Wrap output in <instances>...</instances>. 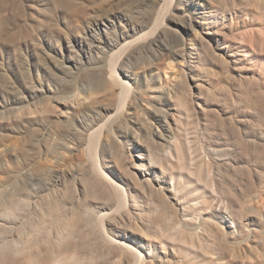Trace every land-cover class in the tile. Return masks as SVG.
<instances>
[{
	"label": "rangeland",
	"instance_id": "obj_1",
	"mask_svg": "<svg viewBox=\"0 0 264 264\" xmlns=\"http://www.w3.org/2000/svg\"><path fill=\"white\" fill-rule=\"evenodd\" d=\"M71 2L95 7L88 25L66 17ZM128 27L116 75L142 95L117 114L122 84L100 77ZM157 62L173 65L164 81L181 82L158 88ZM75 91L92 98L72 107ZM101 125L95 155L108 180L89 174L87 130ZM179 138L173 165L164 153ZM181 202L193 222L161 249V233L179 234ZM100 212L142 264H264V0H0V264L50 252L135 264L97 241Z\"/></svg>",
	"mask_w": 264,
	"mask_h": 264
},
{
	"label": "bare ground",
	"instance_id": "obj_2",
	"mask_svg": "<svg viewBox=\"0 0 264 264\" xmlns=\"http://www.w3.org/2000/svg\"><path fill=\"white\" fill-rule=\"evenodd\" d=\"M94 14H95V7L93 5L89 4V6H80L79 4L74 5L73 2H71L70 8L68 10V13L66 14V17L72 23H81L83 26L84 25L86 26V25H88L90 19L94 16ZM100 14H98V15L100 16ZM109 17H110L109 14L104 15V18H109ZM189 27L191 28V26H189ZM134 32H135L134 29L131 32V28L128 27L125 30V32L121 33V36H120L121 39L120 40L116 39V40H114V41H112L110 43V45H111L110 50H112L116 46H119L117 48L116 52L111 54V56L109 58V61H108V71L111 73V75H110V77H108V80H107L106 77L104 78L103 75H101V77H100V82L104 81V84H105L106 88L109 87V86H112L111 85L112 82L113 83L122 84L123 88L121 89V92H120L121 96H120V98L118 100V106H117V109H116L117 114L124 109L127 100L129 102L133 97L135 98L138 95H140V96L142 95L141 91L139 93L135 92V89L134 88L132 89L131 85L128 82L124 83L122 77H119V76L116 75L117 72H116V68H115V62L118 59V57L120 56V54H122L124 50L129 48V47H127L128 42H127L126 39L131 37ZM122 40L124 41L123 44H121ZM192 42L194 44L196 43V37L191 41V43ZM247 52H249V51H247ZM178 54L180 55V53H178ZM153 65L156 66V68L159 70L158 73H156V76L159 78V81L162 82V84L160 86H157L158 88L167 89L168 87L172 86V83L181 82L180 80H176V75L174 73H171L170 77L174 76L175 77V81H174V79L173 80L169 79L168 81H164L163 80V79L166 78V76L168 74L167 68L169 70H171L173 68L172 64H168L167 66H164L163 68H162V66L159 67L158 62L154 63ZM142 72H144L143 80L145 81L146 86H150L151 87L152 86L151 85V81H153V78H154L153 75L150 76L145 71H142ZM151 88H154V87H151ZM84 92H86V90ZM84 92L82 93L81 91H75L74 93H72L70 95V97L72 99V104H71L72 107L76 106L77 104L81 105V102L83 100H85V98H89V99L92 98V94L91 93L85 95ZM106 93L108 94V96H107L108 98H113L114 97L111 89L108 88V91ZM55 110H56L55 107H53L52 109H50L48 111H55ZM77 112H78V110L74 111V113H77ZM138 119L141 120L139 117H138ZM87 131H90L87 136H88V140H89V142H88L89 157L91 159V166H92V168H91L92 171L89 174L97 175V176H99V178H104V179L108 180L107 177H109V176L102 169V167L100 166V162L98 160V157H97V155H95L96 147L98 146V143H99V140H100V136L102 134V125L97 127V128H89ZM158 132L159 133H157L156 136L158 138H161V136L163 134L159 130H158ZM181 141H183V140L179 138V139L175 140L173 144L170 143L169 147L167 148V150L164 153V155L168 158L169 162L171 164H173V165H174V162L176 164L177 162H181L182 161L183 152H182V148H181V145H180ZM150 160L151 161H155V159L152 158V157L150 158ZM176 160H177V162H176ZM190 161L194 162L195 160L191 158ZM133 163H134L135 167L137 165H139L137 163L135 164V161H133L132 164ZM67 174H69V173H66L65 175H67ZM170 174H171V180L174 181V177L172 175L171 170H170ZM63 176H64V172H62V171L59 172L58 179L56 181L60 182L61 179L63 178ZM177 177H179V178H177ZM182 177H183L182 175L176 176L177 183H178L179 186H182V184H184L186 182V180H185L186 178L188 179V177H186V178L185 177L182 178ZM181 179H182V181H181ZM117 189H118V195L117 196L119 197L118 198L119 205H120V201H121L122 204L120 205V207H122V206L126 207V205H125V202H126L125 190L122 187L121 188L117 187ZM188 191L190 192L189 189H188ZM16 198H17V203H16L17 206H16V208L18 209V207L20 205V202L23 201V199L21 197L17 196V195H16ZM190 200H192V199L191 198L187 199V201H190ZM201 202L203 204L205 203L204 201H200L199 203H201ZM181 203L183 204V207H182V218L179 216V220L177 221L179 226L182 225L180 227L179 232H178L179 234L175 235V236H171L169 234L168 235H166V234L163 235V233H161L162 235L158 236L159 240L156 241L161 249L165 248L164 244H166V242H168L167 239L168 240L169 239L178 240V239H181V238L187 236L183 229L185 228V224L186 223H192L193 222V219H191L192 218L191 215H192L193 210H194V205L191 204V203H188V204H185L183 202H181ZM51 204H49V205H51ZM5 212H7V214L9 215L12 211L8 208V210H6ZM105 215L106 214L100 212V213L96 214L94 216V219L91 221V224L93 225L92 231L96 233V237L95 238L97 239V241L102 243V244H113L114 246H117L118 248H120V252H121L120 256L121 257L122 256H127L126 253L129 252L131 254V257L129 255H128V257L131 258L135 262V264H142L143 257H142V253L140 251H138L139 250L138 247L134 246L132 243L127 241V239H125V238H121L120 239L121 240L120 244L114 242V238L106 230ZM187 217H189V218L187 219ZM40 218H44V215L42 214ZM206 221H208V220H202V221H200V223L201 222L204 223ZM23 245L18 244L17 246L18 247L21 246L23 248L24 247ZM154 246H155V249H156V245H154ZM21 249L19 248V250H21ZM34 256H36V255H34ZM71 258L72 257L70 255H62L59 252H50L49 254H47V256L40 257L38 261H34V260L30 259L31 260L30 264H84L83 261H77V260L71 259Z\"/></svg>",
	"mask_w": 264,
	"mask_h": 264
}]
</instances>
